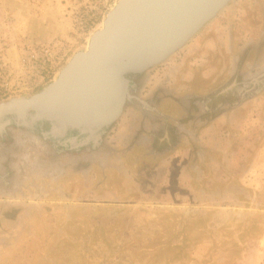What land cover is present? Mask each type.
Instances as JSON below:
<instances>
[{"label":"rangeland","instance_id":"obj_1","mask_svg":"<svg viewBox=\"0 0 264 264\" xmlns=\"http://www.w3.org/2000/svg\"><path fill=\"white\" fill-rule=\"evenodd\" d=\"M118 1L0 0L3 73L18 81L32 50L57 56L50 81L13 98L53 82ZM263 72L264 0H231L140 76L135 100L102 143L76 148L44 122L2 135L13 144L1 141L0 171H21L12 188L7 172L0 182L12 189L0 197V264H264ZM233 78L255 90L212 121L186 120L172 153L149 158L150 139L133 138L139 101L171 94L163 112L180 119L192 105L188 94L200 99ZM131 141L137 146L128 150Z\"/></svg>","mask_w":264,"mask_h":264},{"label":"water","instance_id":"obj_2","mask_svg":"<svg viewBox=\"0 0 264 264\" xmlns=\"http://www.w3.org/2000/svg\"><path fill=\"white\" fill-rule=\"evenodd\" d=\"M231 0H119L88 48L30 97L0 104V130L55 124L97 134L115 124L129 101L126 74H143L183 48ZM264 73V72H263Z\"/></svg>","mask_w":264,"mask_h":264},{"label":"flooded vegetation","instance_id":"obj_3","mask_svg":"<svg viewBox=\"0 0 264 264\" xmlns=\"http://www.w3.org/2000/svg\"><path fill=\"white\" fill-rule=\"evenodd\" d=\"M237 73L238 72L236 71L235 74ZM142 75L143 74L134 73L126 74V79L129 80L130 84V96L128 101L129 104L131 101L135 100L133 99L135 96L134 91L132 89H134L136 86L137 88L139 87L138 84H136L135 82L138 83L140 76ZM238 79L236 80V82H233V78L231 80L232 83L225 84L223 88L219 90L217 89L207 94H204V96H200V99H198L199 96L197 97L194 96V94H188L190 96H188L187 99L191 101L192 105L189 107L190 109L188 111L186 109L185 114H187V116L183 114L180 119H173L171 116H168L167 114H165V112H163V106L166 105V103H169L166 99L174 100L171 94L167 97L154 101H139V107L134 108H138L141 118L143 120H141L142 122H140L133 138L137 139L138 136L141 135L147 137L148 140L150 139V142L147 145L148 148H146L151 150V153H149V158L158 159V157L160 156H165L167 154L172 153L175 147L179 144L178 134L187 133L186 129L182 128L186 120L187 122L191 121L194 119V115H197L198 117H200V121H212L215 116L229 112L231 111V109L234 108L235 105L239 104L240 102L246 101V97L249 96V94L255 90V86L249 89L248 82H244V80L242 79H240L241 82H239ZM251 85L252 84H250V86ZM176 101L177 100H175V102ZM199 119L197 120L199 121ZM38 125L40 126L41 123H36L35 127L39 128ZM18 127L19 126H17L15 123H11L2 128L0 130V144L1 141H3V145L6 147L12 145L13 142L7 144V137H5V141L2 140V135H11L10 133H13V131L18 129ZM57 129V126L52 125L50 131L51 133L58 132L55 131ZM58 133V138L62 139L63 141L68 140L69 136L73 137V141L75 139L73 143L74 146L80 149L81 146L85 148L84 146L92 147L94 145L102 143L101 141L103 140L106 134V130H103L97 134H90L83 133L78 129L68 128L66 129V131H64V133ZM133 141L128 144V150H133L134 147L137 146L133 144ZM141 146L142 144H139V147Z\"/></svg>","mask_w":264,"mask_h":264},{"label":"built area","instance_id":"obj_4","mask_svg":"<svg viewBox=\"0 0 264 264\" xmlns=\"http://www.w3.org/2000/svg\"><path fill=\"white\" fill-rule=\"evenodd\" d=\"M52 54L50 48L26 53L19 62L18 74L21 77L16 82L13 71L3 73L0 68V102L32 92L50 81L56 73L57 60V56ZM3 65L9 69L7 63Z\"/></svg>","mask_w":264,"mask_h":264},{"label":"crops","instance_id":"obj_5","mask_svg":"<svg viewBox=\"0 0 264 264\" xmlns=\"http://www.w3.org/2000/svg\"><path fill=\"white\" fill-rule=\"evenodd\" d=\"M125 115H126V112H124L122 118H123ZM133 120H134V118L131 119V121L129 122V124H130ZM119 124L123 125L122 122L119 123ZM126 126H128V124H127ZM137 129H138V128H137ZM126 130L129 131V127H127ZM17 171H18V169H16L15 164L12 166V168L10 167V170H7V171H6V172L8 173L6 176L9 177V178H11V179H9V180H10V185H9L10 188H12V187H11V183H14V182H15V175H16ZM20 171H21V170H20ZM20 171H18V173H19ZM6 172H1V171H0V182H2V181H1L2 179H5V177H6V176H5V173H6ZM28 177H29V180L31 181V178H32L33 176H32V174H30ZM11 181H12V182H11ZM7 192H8V193H9V192H12V189H11V190H10V189H3V190L0 189V197H1V196H4V195H2V194H7ZM13 192H14V191H13Z\"/></svg>","mask_w":264,"mask_h":264},{"label":"trees","instance_id":"obj_6","mask_svg":"<svg viewBox=\"0 0 264 264\" xmlns=\"http://www.w3.org/2000/svg\"><path fill=\"white\" fill-rule=\"evenodd\" d=\"M45 123V125H48V126H50L51 125V123H49V122H44Z\"/></svg>","mask_w":264,"mask_h":264},{"label":"bare ground","instance_id":"obj_7","mask_svg":"<svg viewBox=\"0 0 264 264\" xmlns=\"http://www.w3.org/2000/svg\"><path fill=\"white\" fill-rule=\"evenodd\" d=\"M99 30H102V28H101V29H99Z\"/></svg>","mask_w":264,"mask_h":264}]
</instances>
